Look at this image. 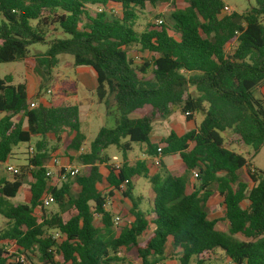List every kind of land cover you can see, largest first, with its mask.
Wrapping results in <instances>:
<instances>
[{"label":"trees","instance_id":"1","mask_svg":"<svg viewBox=\"0 0 264 264\" xmlns=\"http://www.w3.org/2000/svg\"><path fill=\"white\" fill-rule=\"evenodd\" d=\"M177 1L0 0V64L22 62L32 69L30 48L44 44L35 70L50 78L59 56H71L74 68L94 72L99 101L107 109L112 102L117 114L115 126L100 128L77 156L86 168L74 178L72 195L68 182L50 185L45 164L51 143L53 153L64 143L67 155L85 145L77 82L54 78L50 105L31 108L26 84H13L12 75L0 78V166L14 148L38 138L19 174L0 180V215L7 221L0 229V264H165L175 252L178 264H205L218 260L217 251L229 264H264V171L229 149L223 136H238L254 156L264 149V97L255 95L264 87V0L231 14L224 13L225 0H183L170 23L136 30L149 7ZM109 5L121 15L97 12ZM133 48L150 55L140 67L130 58ZM145 107L148 113L133 116ZM177 109L188 121L197 114L203 120L154 143L156 120ZM134 143L145 146L148 158L159 157V172L150 175V162L129 163ZM112 146L123 153L120 165L105 154ZM171 156L183 164L179 176L167 170L164 159ZM243 170L251 187L241 181ZM26 176L31 181L23 201L12 204ZM137 177L152 188L145 211L132 196ZM214 189L223 200L227 232L210 217ZM117 193L132 202L119 229L106 209ZM49 194L58 212L48 215L43 199Z\"/></svg>","mask_w":264,"mask_h":264},{"label":"rangeland","instance_id":"2","mask_svg":"<svg viewBox=\"0 0 264 264\" xmlns=\"http://www.w3.org/2000/svg\"><path fill=\"white\" fill-rule=\"evenodd\" d=\"M226 5L230 7V11L227 14L232 12L245 13L251 8L256 6V0H225ZM185 5L183 0H178L176 5L169 4H158L156 7H149L148 10L139 16V20L136 25V30L139 33H142L146 30L148 24L152 26H160L159 23L161 20L167 23H170V14L176 7H183ZM115 7V6H114ZM117 8V7H116ZM120 9V8H118ZM109 17L120 16L121 10L118 14L107 13ZM264 23V18H263ZM1 23V18H0ZM57 34V33H56ZM64 36V35H63ZM47 47L44 44L33 45L30 48V62L33 64V68L29 69L26 67L25 63L22 62H13L0 64V78L3 79L8 75H12L15 85L26 84L29 87V92L34 91L40 95V101L44 98L48 100L47 91L50 89L52 83L51 80L57 78L58 80H76L77 79H92L94 74L88 70L79 71L73 66V58L69 55H60L59 56V65L53 70L52 76L50 78H44L39 70H35L36 63L35 57L42 55L46 51ZM229 51V50H228ZM150 55L148 53H141L139 49H132L130 58L133 60L136 67H140L145 59H149ZM256 97H264V87L257 89L255 93ZM79 97L81 101V114H82V131L86 135V145L85 149L89 148L90 143L94 140L97 135V132L102 127L113 128L115 126V108L112 107V102L110 103V108L107 109L105 104L101 103L98 99L96 91L89 92L84 86H79ZM150 107H145L143 110L136 111L134 117H141L150 111ZM109 113L107 117L105 114ZM102 116V117H101ZM106 120V121H104ZM203 120V114L194 115L192 121H188L186 116L180 111L175 110L173 115L167 119H157L154 124V133L155 142L159 141L161 137H165L171 130H174L178 133H184L189 130H192L200 125ZM223 136L226 140V146L229 149L235 150L236 153L243 155L250 163L252 168H257L264 171V149L254 156V152L251 148L244 145L241 139L227 131L223 133ZM38 138H33L29 144H20L18 147L14 148L11 158L8 161L0 166V180L3 179H13V174L7 171L8 166H15L20 168L25 165L30 158L29 149L31 147L35 148V143ZM54 143H51L49 146L50 158L53 156L59 157L66 162H69L73 166H83L81 175L84 174L86 166L82 165L77 161V155L69 153L68 155L64 150V143H61L57 147L56 153L51 151ZM145 149L144 145L134 143L132 145V151L128 152L127 156L132 164H135L137 160H144L145 155L143 150ZM105 154L110 158L111 163L120 165L124 161L123 153L119 151L115 146L110 147L105 151ZM73 158L70 159V157ZM181 164L177 158H172L171 162L168 164L167 170L174 174L180 175L179 168ZM104 169V168H103ZM161 170L160 166H155L153 168V173H157ZM28 177V176H27ZM193 182L197 183L196 176L193 175ZM241 181L248 184L251 187V183L248 179L246 172L243 170L240 172ZM26 182L27 179H25ZM134 190L133 198L135 201H138L143 210H148L152 206V197L150 195L152 188L150 182L145 178H139L134 181ZM68 183L72 186V195L76 194L77 187L74 182V178L70 179ZM27 190V186L21 189L19 194L15 199L9 200L12 204L20 202L23 199L24 192ZM214 199L211 202V219L219 220L217 222V227L222 231L228 230V222L224 219V205L222 198L219 196L216 189H214ZM132 207V202L130 199L125 198L121 193L117 194L115 198L109 199V204L107 208L115 214V219L119 218V224H115L117 229L125 225L124 217L128 214L129 209ZM58 212V206L56 204L51 205L46 209V213L49 215L51 213ZM37 215L40 216L41 213L37 212ZM7 221L0 215V229L6 227ZM13 249V247H10ZM179 254L171 253L168 256V260L165 264H178ZM132 258V257H131ZM213 258L218 260H213L211 262H206L205 264H229L225 260L223 253L217 251V255H213ZM191 264H197L195 259L192 260Z\"/></svg>","mask_w":264,"mask_h":264},{"label":"crops","instance_id":"3","mask_svg":"<svg viewBox=\"0 0 264 264\" xmlns=\"http://www.w3.org/2000/svg\"><path fill=\"white\" fill-rule=\"evenodd\" d=\"M75 69H77V70H79V71H85V70H88V71H90V72H92L93 74H94V72L91 70V69H89V68H75ZM76 81V80H75ZM77 84H78V96H79V86H84L89 92H93V91H96V87H97V84H96V78H95V74H94V78H92V79H77ZM27 87H28V85H27ZM50 89L47 91V95H48V100H45L44 98L40 101V95L39 94H37L36 95V93L34 92V91H31L32 93H30L29 92V87H28V95H29V97L31 98V100H32V103H36V105H38V104H43V105H46V106H48V105H50V97H49V95H50ZM37 97H39L38 98V100H36V98ZM79 103H80V108H81V101H80V97H79ZM107 117L109 116V113L107 112L106 114H105ZM115 116H116V113H115ZM102 117V116H101ZM104 121H106V120H104ZM81 122H82V114H81ZM115 122H116V120H115ZM197 126H199V125H197ZM107 127V126H106ZM109 128V127H108ZM190 131V130H189ZM171 132V131H170ZM169 132V133H170ZM176 132V131H175ZM98 133V132H97ZM154 133V132H153ZM176 133H178V132H176ZM185 133V132H184ZM184 133H181V134H184ZM85 134V133H84ZM178 134H180V133H178ZM180 134V135H181ZM167 135H169V134H167ZM166 135V136H167ZM165 136V137H166ZM155 136L153 135L152 136V141L155 143V138H154ZM162 138H164V137H161V139ZM86 140H87V138H86ZM38 141V140H37ZM156 142H158V141H156ZM31 143V142H30ZM85 145H86V142H85ZM84 145V146H85ZM83 146V148L81 149V151L79 152V153H74V152H71L72 154L74 153V154H76L77 156L78 155H81V154H83V153H85L86 151H88V149H85V147ZM90 146V145H89ZM30 149H34L35 150V148H33V147H31ZM30 149H29V152H30ZM145 150V149H144ZM144 150H143V153H144ZM13 154H14V152H13ZM12 154V155H13ZM30 154V153H29ZM31 155V154H30ZM145 155V154H144ZM12 157V156H11ZM70 157V156H69ZM128 157V156H127ZM58 159L59 160V163H60V165H62V166H65V165H70L69 164V162H66V161H64L63 159H61V158H59V157H56V156H53V157H51V158H49V160L46 162V164H45V167H46V169H47V172H51L52 173V176L49 178L50 179V185L51 186H53V187H60L62 184H64V183H66V182H68L70 179H73V178H69L66 182H63L62 180H60V178H59V174H60V166H55V165H53V163H52V160L53 159ZM172 158H177L178 159V161L180 162V164H181V166H180V168H179V173H180V175H181V168L183 167V164H182V162H181V160L178 158V157H176V156H171V157H167V158H165L164 159V162H165V164H166V166L168 167V164L171 162V160H172ZM70 159H72L73 160V158H70ZM128 160H129V158H128ZM138 161V160H137ZM139 161H146V162H150V163H152L153 165H154V158H148L146 155H145V159L144 160H139ZM123 163V162H122ZM129 163L131 164V165H134V164H132L131 162H130V160H129ZM27 164V163H26ZM25 164V165H26ZM113 164V163H112ZM24 166V165H23ZM71 166H73V165H71ZM13 167H15V166H13ZM22 167V166H21ZM74 167H83V166H74ZM17 168V167H16ZM104 167H102L101 169H102V172H104V169H103ZM153 168H154V166L151 168V171H150V175H154V174H156V173H153ZM17 169H19V168H17ZM174 175V174H173ZM176 176H179V175H176ZM139 178H143V177H137V178H135V179H133V185H134V181H136L137 179H139ZM3 179V178H2ZM1 179V180H2ZM25 179H27V181L28 182H26V180ZM25 179H24V184H23V187H24V185H26L27 186V189H28V187H29V183H30V181H31V178H30V176H26L25 177ZM146 179V178H145ZM5 180H7V181H12L13 179H5ZM148 180V179H147ZM149 181V180H148ZM134 190V189H133ZM25 193V192H24ZM117 194H119V193H117ZM116 194V195H117ZM122 194V193H121ZM115 195V196H116ZM150 195H151V197H152V191H151V193H150ZM132 196H133V194H132ZM23 198H24V195H23ZM113 198H115V197H113ZM113 198H109V199H113ZM109 199H108V201H107V205L109 204ZM152 199H153V197H152ZM214 199V198H213ZM21 201H23V199L21 200ZM20 201V202H21ZM213 201V200H212ZM211 201V202H212ZM223 201V200H222ZM107 205H106V209H107V211H110L108 208H107ZM141 207V206H140ZM210 208H211V203H210ZM131 209V208H130ZM129 209V210H130ZM142 209V208H141ZM143 210V209H142ZM211 210V209H210ZM145 211V210H144ZM37 212H39V211H37ZM111 212V211H110ZM113 213V212H112ZM114 214V213H113ZM115 215V214H114ZM125 217H129L128 216V214L127 215H125ZM125 217H124V219H125ZM117 219V218H116ZM115 218H114V222H115V220H116ZM218 228V227H217ZM219 229V228H218ZM220 230V229H219ZM222 231V230H221ZM225 232V231H224ZM227 232V231H226ZM219 252V251H218Z\"/></svg>","mask_w":264,"mask_h":264},{"label":"built area","instance_id":"4","mask_svg":"<svg viewBox=\"0 0 264 264\" xmlns=\"http://www.w3.org/2000/svg\"><path fill=\"white\" fill-rule=\"evenodd\" d=\"M230 10L231 9H230V7L228 5H226L224 7V13H228ZM119 11H120V9H118V7L116 8V7L111 6V5H109V6H100L97 9V12L98 13H112V14H115L116 13V14H118ZM162 22L163 21L161 20L159 23L162 24ZM36 106H37L36 103H31V105H30L31 108H35ZM158 152L160 153L161 152V149H159ZM34 153H35V150L34 149H30V154L33 155ZM52 163L55 166H60L59 178L63 182H66L69 178H76V177H78V176L81 175V172H82V168L81 167H74V166H71V165L62 166V165H60L59 160L56 159V158L52 160ZM154 165L155 166H160V159H159V157H155L154 158ZM7 171L10 172V173H12V174H14V175L15 174H19L18 169L16 167H13V166H8L7 167ZM46 176L48 178H50L52 176V173L51 172H47L46 173ZM195 176H197V175L195 174ZM127 183L128 182H126L125 184H123L120 187V189L121 190H125ZM54 203H55V199H54L53 195H51V194L47 195L43 199V207L44 208H49ZM119 221H120L119 218H117L115 220V224H119ZM118 256L119 257H122L121 254H119ZM21 260H22V258H21ZM119 264H135V263H132V262L123 263V262H121Z\"/></svg>","mask_w":264,"mask_h":264}]
</instances>
